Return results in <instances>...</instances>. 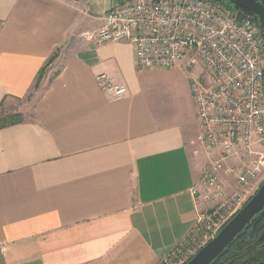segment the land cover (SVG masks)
Segmentation results:
<instances>
[{"label":"crops","instance_id":"1","mask_svg":"<svg viewBox=\"0 0 264 264\" xmlns=\"http://www.w3.org/2000/svg\"><path fill=\"white\" fill-rule=\"evenodd\" d=\"M82 5L0 0V103L39 94L0 130V264H155L195 222L210 157L192 144L189 76L184 96L150 92L133 46L86 39L107 10ZM102 74L127 93L111 98Z\"/></svg>","mask_w":264,"mask_h":264},{"label":"built area","instance_id":"2","mask_svg":"<svg viewBox=\"0 0 264 264\" xmlns=\"http://www.w3.org/2000/svg\"><path fill=\"white\" fill-rule=\"evenodd\" d=\"M101 21L86 39L130 44L138 70L190 71L195 143L210 159L191 190L193 226L155 263L187 264L264 182V38L249 18L210 0H123ZM97 80L111 98L127 93L105 74Z\"/></svg>","mask_w":264,"mask_h":264},{"label":"water","instance_id":"3","mask_svg":"<svg viewBox=\"0 0 264 264\" xmlns=\"http://www.w3.org/2000/svg\"><path fill=\"white\" fill-rule=\"evenodd\" d=\"M244 17H259L264 13V0H210ZM264 211V182L244 208L187 264H212L235 241L254 219ZM259 264H264V261Z\"/></svg>","mask_w":264,"mask_h":264},{"label":"rangeland","instance_id":"4","mask_svg":"<svg viewBox=\"0 0 264 264\" xmlns=\"http://www.w3.org/2000/svg\"><path fill=\"white\" fill-rule=\"evenodd\" d=\"M79 3H82V7L85 11L94 17L96 13H102L105 9L108 10L110 7L115 6L121 3L123 0H78ZM108 8V9H107ZM98 29H93L92 32L97 31ZM60 67V63L49 68L47 72L51 75ZM190 75L189 69L186 66H183L182 69H173V70H154L147 71L144 70L141 73L142 81L144 86L150 92L155 94H162L168 99H171L176 92V88L183 84V96H184V87L186 77ZM39 94L33 93L29 97L23 100H7L4 105L0 107V125L3 122L9 120L8 118L13 115H24L32 113L33 104L38 98ZM197 149V152H202L201 146L196 143H192ZM196 152V153H197ZM208 165V164H207ZM206 165V166H207ZM205 166V167H206ZM262 185V184H261ZM260 185V186H261ZM260 186L257 188L259 189ZM257 190L251 189L250 194L253 196Z\"/></svg>","mask_w":264,"mask_h":264},{"label":"trees","instance_id":"5","mask_svg":"<svg viewBox=\"0 0 264 264\" xmlns=\"http://www.w3.org/2000/svg\"><path fill=\"white\" fill-rule=\"evenodd\" d=\"M55 59L56 55L54 54L48 64L52 63ZM4 103L5 101L1 102L0 107ZM8 119L0 125V130L8 125L22 123L24 121L23 115L20 114L10 116ZM262 261H264V211L254 219L252 224L244 229L235 241L212 264H259Z\"/></svg>","mask_w":264,"mask_h":264},{"label":"flooded vegetation","instance_id":"6","mask_svg":"<svg viewBox=\"0 0 264 264\" xmlns=\"http://www.w3.org/2000/svg\"><path fill=\"white\" fill-rule=\"evenodd\" d=\"M217 4H220V3H217ZM220 5H222V4H220ZM249 19L258 27V29L261 32V35L264 38V13L262 15V19L259 18V17H257V16H255V17H249Z\"/></svg>","mask_w":264,"mask_h":264}]
</instances>
